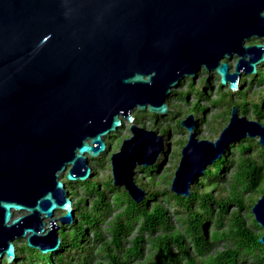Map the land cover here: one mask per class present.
I'll list each match as a JSON object with an SVG mask.
<instances>
[{
	"label": "water",
	"instance_id": "1",
	"mask_svg": "<svg viewBox=\"0 0 264 264\" xmlns=\"http://www.w3.org/2000/svg\"><path fill=\"white\" fill-rule=\"evenodd\" d=\"M261 63L264 0H0V259L13 261L21 238L38 255L57 249L54 213L65 211L60 224L74 219L61 174L92 176L89 160L123 120L133 122L132 111L168 114L172 90L202 69L234 91ZM181 124L188 137L169 184L176 195L188 196L232 142L264 144V125L234 106L214 141L194 137L192 115ZM129 131L111 155V178L140 202L135 169L155 163L162 138L141 125ZM252 213L264 244V194Z\"/></svg>",
	"mask_w": 264,
	"mask_h": 264
},
{
	"label": "trees",
	"instance_id": "2",
	"mask_svg": "<svg viewBox=\"0 0 264 264\" xmlns=\"http://www.w3.org/2000/svg\"><path fill=\"white\" fill-rule=\"evenodd\" d=\"M209 76L203 69L201 88L194 93L190 109L192 114L195 109H202L198 101L205 99V79ZM194 80L187 79L183 92L174 89L170 94L187 100ZM226 91L210 100V104L225 109L223 112L229 116L234 106L240 116L251 114L264 125V63L257 67L256 74L241 76L236 90L226 87ZM166 104L172 114V106ZM148 112L136 110L132 113L133 123L138 125L141 118L149 116L157 124L161 115ZM224 120L228 122L229 118ZM216 121L215 117L210 122L214 131ZM170 127L150 129L165 138ZM177 143L184 144L180 139ZM235 151L238 154L234 158ZM163 158L164 155L160 159ZM160 161L136 170L143 173L139 181L135 179L145 192L140 202L131 199L123 187L114 186L110 174L97 177L96 168L102 169L105 163L101 155L96 168H92L93 175L85 181L68 182L64 176L62 182L72 201L74 219L57 229V249L38 255L37 250L26 247L25 240L21 244L15 240V259L6 263L4 255L0 264H264V244L258 242L263 230L252 213L253 205L264 194V144H259L256 137L232 142L225 154L190 185L188 196L169 190L176 165L173 172L155 179ZM230 166L233 172L226 180ZM233 203L236 207L229 211Z\"/></svg>",
	"mask_w": 264,
	"mask_h": 264
},
{
	"label": "rangeland",
	"instance_id": "3",
	"mask_svg": "<svg viewBox=\"0 0 264 264\" xmlns=\"http://www.w3.org/2000/svg\"><path fill=\"white\" fill-rule=\"evenodd\" d=\"M258 42H262V41L259 39L251 38L246 43L253 44V43H258ZM237 59L238 58L233 56L232 59L229 60L228 64L231 67V71L234 70ZM209 75H210L209 80L207 78L205 79V82H207V88L205 90V93H206L205 99H200L198 101V103H199L200 107H202V109H200V110L195 109L193 114L190 112V109L192 108V103L195 100L194 93L197 92L198 90H200V88H201V82L203 81V79H201V78H203V69L200 72H198V75L193 82L194 86L191 88L192 94H190L188 96L187 100H185V101L179 100V99L175 98L174 96H172L171 94L166 99V102H169L170 105L172 106V108H171L172 114L169 112L166 115H161L160 118L158 119V123L155 125L152 123V120L149 116H146L145 118L140 119L138 126L141 125V127H143L146 130H151L150 129L151 126H154V127L171 126L168 129V132H169L168 136L165 138L161 137L163 149L161 150V153L159 154L157 160L155 161V163L153 165L157 164V162L161 160L160 159L161 156L164 155V158L160 161V167L156 171L157 174H155V179L158 180V178H161L163 174L168 173L170 171L173 172V166L176 165V168H177V166L179 164V161L181 158V151L180 150H181L182 146L185 144V141L188 137L187 129L183 128L181 123L180 124L178 123L179 120L184 121L189 115L193 116L192 132H193V129L195 128V134L194 133L193 134L197 140L207 139L210 141H214L219 134V131L221 129L220 126L222 125V127H225L227 125L228 122H226V120H224V117L230 118L231 114L229 116L226 112H223L225 109H221L220 106L211 105L210 100L215 99L216 96H219L220 93L226 94L227 93L226 87H228V86L226 85V87H225V86L220 85V82H221L220 77L215 72L211 71L209 73ZM243 75H245V74H241V76H243ZM187 79H184V81H183V83H181L180 87H178L175 90H179L180 92H183L184 89L187 88V86L185 84L187 82ZM136 110L132 111V113H134ZM145 111H147V110H145ZM145 111H142V112H145ZM223 113H224V115H223ZM147 114L149 115V114H153V113L148 112ZM217 114H219V115H217ZM215 117L217 119V121L214 122V125L216 126V128H215L216 131H214L213 129H210L211 128L210 122L212 123L213 120L215 119ZM246 118L248 120H255L252 118L251 114L246 116ZM258 121L261 124H263L262 121H260V120H258ZM132 124H134V123L130 122L128 120H123L122 126L119 129H116L114 132H111L108 134L110 136L113 135L112 138H107V136L103 138L105 145H107V150H105V152L100 153V155L103 157V161L105 162L104 166L102 167V169L96 168L95 162L97 161L98 157L97 158L95 157L94 159L89 160V165H90L91 169L94 167L96 168L95 171H97L96 172L97 177L101 178L107 174H110V175L112 174L111 163H110L111 155H112V153L118 151L121 141L123 139L128 138L131 135L129 129H130V126ZM178 139L183 141L184 144L180 145L179 143H177ZM177 150H179L180 152ZM237 154H238V151H235L234 158ZM140 166H142V165H140ZM140 166H137V168ZM137 168L135 169V172L133 175V180L136 184H137V182L135 181V179H137V181H139L138 179L140 177L142 178V175H143V173H141V171L136 172ZM170 169H172V170H170ZM232 172H233V166H230L228 171H227V174L225 175L226 180L229 178V175H231ZM174 173H175V171H174ZM65 175H66V173L61 174V178H60L61 181ZM173 175H172V177H173ZM143 179L145 180L146 177L145 178L143 177ZM160 186H163V184ZM200 188L202 189L203 187L201 186ZM78 192L81 193L80 190H78ZM87 200H88L87 205H89L90 204L89 198H87ZM235 207L236 206L233 203L232 205H230L229 211H232L233 208H235ZM63 211L64 210L56 211L54 213V216H53V219H54L53 224L57 225L58 228L61 225H65V224H60L59 220H58L60 217H62L64 215ZM170 211L172 213L173 209L171 208ZM23 214H25L24 211L15 212L16 216L23 215ZM50 220H51L50 218H46L44 220L46 229L49 226ZM175 221H176L175 216L173 215L172 216V223L176 226ZM23 240H25V239L21 238V239H17L16 241H18L17 242L18 244H21V242ZM222 248H223V246H222V244H220L219 249H222Z\"/></svg>",
	"mask_w": 264,
	"mask_h": 264
},
{
	"label": "flooded vegetation",
	"instance_id": "4",
	"mask_svg": "<svg viewBox=\"0 0 264 264\" xmlns=\"http://www.w3.org/2000/svg\"><path fill=\"white\" fill-rule=\"evenodd\" d=\"M209 80V78H207Z\"/></svg>",
	"mask_w": 264,
	"mask_h": 264
}]
</instances>
